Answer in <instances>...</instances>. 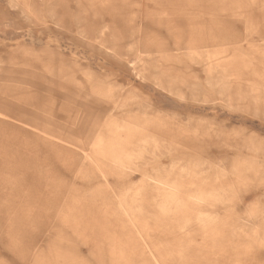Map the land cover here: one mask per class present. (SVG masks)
I'll use <instances>...</instances> for the list:
<instances>
[{"label": "rangeland", "instance_id": "rangeland-1", "mask_svg": "<svg viewBox=\"0 0 264 264\" xmlns=\"http://www.w3.org/2000/svg\"><path fill=\"white\" fill-rule=\"evenodd\" d=\"M0 264H264V0H0Z\"/></svg>", "mask_w": 264, "mask_h": 264}, {"label": "bare ground", "instance_id": "bare-ground-1", "mask_svg": "<svg viewBox=\"0 0 264 264\" xmlns=\"http://www.w3.org/2000/svg\"><path fill=\"white\" fill-rule=\"evenodd\" d=\"M153 145V144H152Z\"/></svg>", "mask_w": 264, "mask_h": 264}]
</instances>
